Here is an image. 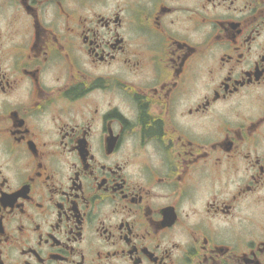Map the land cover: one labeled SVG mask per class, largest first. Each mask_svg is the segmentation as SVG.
Here are the masks:
<instances>
[{
    "label": "flooded vegetation",
    "instance_id": "af4514ba",
    "mask_svg": "<svg viewBox=\"0 0 264 264\" xmlns=\"http://www.w3.org/2000/svg\"><path fill=\"white\" fill-rule=\"evenodd\" d=\"M0 264H264V0H0Z\"/></svg>",
    "mask_w": 264,
    "mask_h": 264
}]
</instances>
